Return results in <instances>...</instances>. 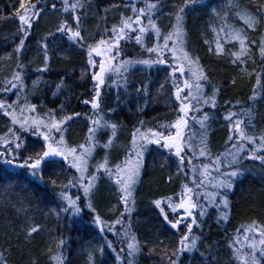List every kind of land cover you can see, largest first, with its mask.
Wrapping results in <instances>:
<instances>
[{"label": "snow or ice", "instance_id": "snow-or-ice-1", "mask_svg": "<svg viewBox=\"0 0 264 264\" xmlns=\"http://www.w3.org/2000/svg\"><path fill=\"white\" fill-rule=\"evenodd\" d=\"M40 2L19 0V7L15 9L13 17L17 22L16 31L12 34L13 51L0 56V61L15 59V67L0 82V92L6 96L9 93L15 96V99L0 98V117L7 118L6 131L0 133V165L4 166L0 173L7 174L9 169H23L45 183L44 167L51 165L55 169L62 162L55 176H50L48 180L53 188L58 189L56 196L60 201L53 214L57 218H60L61 213L69 218L79 216L83 211L82 194L84 206L92 213L91 221L103 237L97 245L87 250V264H96L97 253L103 257L106 249L115 253L116 264H137L143 247L130 222L135 204V185L140 178L144 153L149 146L156 145L167 150L176 158L177 175H183L180 190L173 195L155 199L152 203L160 210L164 222L171 229L179 232L183 225L185 230L179 235L175 248L157 239L148 252L158 255L161 264H181V257L185 253L191 254L198 249L200 237L194 233V228L200 227L197 213L202 219L207 215L209 207H215L219 212L217 222L228 221L226 210L230 204L227 193L233 189L234 179L241 175L238 165L242 159L259 161L264 166V129L256 130L252 106L258 98H264V31L261 30L264 27V0H248L247 4L244 0H227L223 6L210 10L208 28L212 38L204 39L207 53L217 59H226L239 69L241 75H255L252 94L248 97L252 104L239 112L229 109L223 116L228 122L227 142L231 143V148L216 155L212 154L208 146V122L211 116L203 108H217L219 87L212 85L211 94L205 91L210 78L200 56L186 46V16L198 4L208 9L209 5L204 0L174 2L172 10L164 13L171 17L166 30L158 23L162 0H126L123 6L130 12L121 13L119 20L111 26L106 22L99 38L94 33L92 39L85 37L81 22V14H86L87 0H61L62 18L55 31L48 32L37 41L43 55V66L34 71L43 73L48 69L51 59L49 37L53 42L57 36L66 38L71 45L85 53L94 94L90 100L82 101L84 105H90L91 114L83 113L88 121L87 134L78 145L69 144L65 133L69 122L80 118L81 112L64 114V105H61L59 115L53 109L40 113L37 104L29 100V95L34 92L25 83L22 55L31 29L46 10L47 5L40 7ZM51 8L56 11V3H51ZM63 14H70L72 23L63 18ZM102 19L106 21V17ZM234 21H239L241 26H237ZM132 42L141 53L147 55L127 57L125 46ZM257 54L260 71L253 69L249 72L247 65L249 62L257 63ZM136 65L147 68L166 66L164 70L167 75L160 89L164 90L165 85H169L175 101L171 106L176 115L172 121L159 126L160 129H167L166 132L144 128L143 121H140V126L133 129L131 139L125 146L123 159L112 163L110 150L116 146L120 124L104 113L101 107L102 93L105 87L126 89L127 74ZM88 70L81 73V79L89 74ZM41 82L39 77L33 80L32 89L38 88ZM231 83L235 84V79ZM64 86L62 79L56 84L53 95ZM136 91H143L144 96H147L148 85L138 87ZM108 111L111 113L115 110L109 108ZM193 125H198L199 131L193 130ZM104 136L106 139L101 142ZM29 137L34 139L30 141ZM98 148L104 150V156L93 164ZM101 174L116 186L119 203L123 205V210L112 221L101 217L92 203ZM171 180L172 176H169L168 181ZM72 189H76V195L72 194ZM165 204L173 214L172 219L165 212ZM125 216L129 218L127 223ZM23 230L26 238L30 239L40 230V226L29 224ZM107 233L117 238L120 244L118 252ZM65 243L63 236L50 239L47 248L48 264H65ZM226 244L231 252L229 264H264V223L253 220L242 225ZM0 264H7V258L2 253ZM32 264H36V261L33 260Z\"/></svg>", "mask_w": 264, "mask_h": 264}, {"label": "trees", "instance_id": "trees-1", "mask_svg": "<svg viewBox=\"0 0 264 264\" xmlns=\"http://www.w3.org/2000/svg\"><path fill=\"white\" fill-rule=\"evenodd\" d=\"M225 0H204L209 5L205 9L198 4L186 16L187 48L196 55H199L201 62L210 78V83L205 86V91L211 94L212 85L219 87L218 105L216 109L205 107L204 112L211 116L209 120L210 134L208 146L213 155L224 152L231 148L228 141L229 131L227 121L223 119L226 112L231 109L239 112L242 108L249 107L252 102L248 97L252 94V87L255 84V75H241L238 68L234 67L226 59H217L207 53V45L204 44L203 33L206 32L208 12L211 8L221 6ZM126 0H87L86 14H81V22L84 27V34L87 39H92L93 34L99 38L107 22L108 26L119 20L121 13H128L130 10L124 8ZM179 0H162L161 12L158 23L162 29H167L171 17L164 15L172 10V4ZM51 3H56L57 10L53 11ZM247 4L248 0H244ZM113 4L119 5L112 7ZM46 10L34 27L28 38L27 47L22 55L25 65V83L34 92L29 95V100L37 104L40 113L53 109L59 115L61 105H64L63 113L81 112L82 116L70 121L65 133L66 141L71 145H78L84 141L87 134L88 121L83 113L91 114L90 105H84L83 99H91L93 82L90 70L86 63V56L79 48L71 45L66 38L56 37L53 42L49 37L50 62L48 69L43 72H36L34 69L43 66V55L39 50L37 41L41 40L48 32H54L59 24L62 13L61 0H41L40 7ZM19 7L18 0H0V56L12 52L14 47L12 34L16 31L17 22L14 21L15 9ZM102 17H106L102 19ZM69 23H72L70 14H63ZM264 31V27L261 29ZM258 39V37H255ZM149 46L151 40L148 41ZM39 53V54H38ZM125 55L135 57L147 55L141 53L134 42L125 46ZM99 59V58H97ZM257 63L249 62L247 69L260 71L259 56H256ZM15 67V59L12 61H0V82L8 76ZM166 66H154L147 68L136 65L131 68L128 76L127 88L103 89L101 107L104 113L113 121L120 124L117 143L110 150L112 163L123 159L125 146L131 139V133L139 122L143 121L144 128L160 129V125L172 121L175 118V111L171 105L175 103L169 85L160 89L167 75ZM88 70L89 74L81 79V73ZM41 79L38 88L32 89V81ZM63 79L64 87L56 91V84ZM235 79L236 83L231 81ZM111 83V81H109ZM148 85V95L144 96L143 91L137 93L136 89ZM0 92V98L15 99ZM227 102V103H226ZM255 113L256 130L264 129V98H258L252 105ZM109 108L114 112L109 113ZM7 118L0 117V133L6 131ZM33 137H29L31 141ZM106 136L101 137V142ZM104 150L98 148L94 154L93 164L102 159ZM61 165L55 169L51 165L44 167V180L41 183L38 177H30L23 169H9L7 174L0 173V253L7 258V264H48L47 248L52 237L63 236L66 243L64 246L65 264H87V250L97 245L103 237L99 235L91 221L92 213L84 206L81 194V207L83 209L79 216L69 218L61 213L60 218L53 214L60 201L57 199L58 189L48 183L50 176H55ZM4 166L0 165V169ZM66 167V166H65ZM241 175L233 181V189L227 193L230 207L228 210V221L217 222L219 212L215 207H209L207 215L198 221L200 227L194 228V233L200 237L198 249L191 254L185 253L181 257V264H229L231 252L226 241L236 234V229L256 220L264 223V166L259 161L244 160L238 165ZM172 176L171 182L168 177ZM61 178H63L61 176ZM183 175H177L176 158L166 154L162 148L150 145L144 153V166L141 169L140 178L135 185L133 193L135 204L131 213V226L141 241L143 252L137 258V264H161L158 255L149 254L157 239L164 241V245L176 247L179 235L183 233L184 226L177 232L171 229L160 215V210L152 203L173 195L180 190ZM92 197V203L96 212L107 221H112L123 210L119 203L116 186L101 174V179ZM76 195V189H72ZM169 219L173 214L163 205ZM20 209V211H17ZM125 216V222H128ZM29 224L40 226V230L34 233L32 238H26L25 231ZM119 228V226H117ZM108 239L114 243L116 251H119L120 244L117 238L107 233ZM147 241L145 245L144 242ZM8 249V251H5ZM201 253L204 255L202 256ZM96 264H116L115 253L106 249L105 255L101 257L97 253ZM234 264V262H233Z\"/></svg>", "mask_w": 264, "mask_h": 264}, {"label": "rangeland", "instance_id": "rangeland-1", "mask_svg": "<svg viewBox=\"0 0 264 264\" xmlns=\"http://www.w3.org/2000/svg\"><path fill=\"white\" fill-rule=\"evenodd\" d=\"M19 1V0H18ZM227 2V0H225L224 1V3H226ZM223 3V4H224ZM223 4L221 5V6H223ZM212 9V8H211ZM210 9V10H211ZM210 10H209V12H208V21H207V27H206V32L205 33H203V35H202V37H203V40L207 37L208 39H211L212 38V33L209 31V28H208V25H209V23H210ZM234 23L237 25V26H241L240 25V22L239 21H234ZM193 130H195V131H199V126L198 125H193ZM209 134H210V130L208 129V137H209ZM154 146H156V145H154ZM168 152V151H167ZM170 155V154H169ZM25 174L27 175V176H30L29 174H28V172L26 171L25 172ZM30 177H32V176H30ZM167 206V205H166ZM168 209V208H167ZM197 217L199 218V214L197 213ZM200 219V218H199ZM183 226V225H182Z\"/></svg>", "mask_w": 264, "mask_h": 264}, {"label": "flooded vegetation", "instance_id": "flooded-vegetation-1", "mask_svg": "<svg viewBox=\"0 0 264 264\" xmlns=\"http://www.w3.org/2000/svg\"><path fill=\"white\" fill-rule=\"evenodd\" d=\"M10 97H12V94L10 95ZM182 227V226H181Z\"/></svg>", "mask_w": 264, "mask_h": 264}]
</instances>
